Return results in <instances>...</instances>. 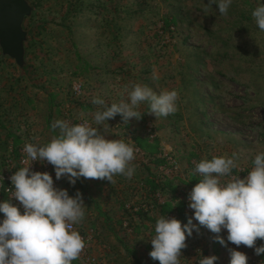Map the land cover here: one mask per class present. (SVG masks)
<instances>
[{
    "label": "rangeland",
    "instance_id": "rangeland-1",
    "mask_svg": "<svg viewBox=\"0 0 264 264\" xmlns=\"http://www.w3.org/2000/svg\"><path fill=\"white\" fill-rule=\"evenodd\" d=\"M28 2L33 13L23 26L30 75L0 54V160L15 135L44 143L57 119L93 123L94 96L109 105L127 100L131 83L157 93L176 90L177 110L167 117L141 105L140 119L124 124L117 115L105 123L107 138L134 145L131 179L63 183L70 195L82 194V229L100 264H159L149 256V238L159 216L183 224L192 215L187 195L201 179L196 163L236 153L234 172L243 177L264 151V32L251 15L257 0H233L224 15L208 0ZM214 235L201 226L186 238L181 264L200 253L228 264V248L236 246L226 248ZM238 250L247 264H264V254L243 245Z\"/></svg>",
    "mask_w": 264,
    "mask_h": 264
},
{
    "label": "clouds",
    "instance_id": "clouds-1",
    "mask_svg": "<svg viewBox=\"0 0 264 264\" xmlns=\"http://www.w3.org/2000/svg\"><path fill=\"white\" fill-rule=\"evenodd\" d=\"M233 0H208L221 15L227 14ZM251 15L258 29L264 32V0H257ZM127 100L110 105L94 96L98 106L93 123H72L57 119L51 124L54 133L44 143L26 142L25 159L10 177L9 200L0 201V264H72L85 247V241L74 225L85 218V203L79 190L70 195L68 190L54 185L48 171H34L32 162H47L54 169L55 179H67L75 185L81 179L107 180L122 175L131 179L136 165L134 145L120 139H109L105 123L117 115L124 124L140 119L141 105L147 113L167 117L177 110L176 90L159 93L147 85L131 83L125 86ZM237 154L202 158L195 165L199 179L187 195L192 215L185 223L175 217L161 215L150 236L149 256L159 264H181V250L186 238L200 227H206L214 240L228 248V264H247L246 253L238 250L243 245L252 248L257 256L264 254V151L252 160V167L241 177L235 173ZM243 172V169L240 170ZM14 198L19 202L13 204ZM174 206V205H173ZM22 209V211H21ZM195 220L197 223H194ZM226 231L225 236L221 235ZM216 255L198 254L192 264H214Z\"/></svg>",
    "mask_w": 264,
    "mask_h": 264
},
{
    "label": "water",
    "instance_id": "water-1",
    "mask_svg": "<svg viewBox=\"0 0 264 264\" xmlns=\"http://www.w3.org/2000/svg\"><path fill=\"white\" fill-rule=\"evenodd\" d=\"M32 13L28 0H0V54L11 59L20 73L29 75L25 52L29 31L23 24Z\"/></svg>",
    "mask_w": 264,
    "mask_h": 264
},
{
    "label": "built area",
    "instance_id": "built-area-1",
    "mask_svg": "<svg viewBox=\"0 0 264 264\" xmlns=\"http://www.w3.org/2000/svg\"><path fill=\"white\" fill-rule=\"evenodd\" d=\"M74 89L78 92L80 90L79 86H74ZM26 142L36 143L37 141L33 139H26L23 140L21 143H18L17 145L10 144L9 146H7V150L5 151V153L2 155V159L0 160V201L10 199L9 195L11 194V183L9 177L19 167L24 166L23 161L25 159V153L23 152V147ZM30 167L34 171H48L53 176L55 186L67 189L63 185L65 178H61L60 180L55 179L54 169L51 164H48L47 162L41 163L34 161L31 163ZM10 202L19 206V202L16 201L14 198H12ZM81 224L82 223L80 222L79 224L74 225V227L76 230L79 231L80 235L83 237L85 241V247L78 259L76 260L79 264H100L97 258L89 252L87 246L89 235L86 231H84V229H82Z\"/></svg>",
    "mask_w": 264,
    "mask_h": 264
},
{
    "label": "trees",
    "instance_id": "trees-1",
    "mask_svg": "<svg viewBox=\"0 0 264 264\" xmlns=\"http://www.w3.org/2000/svg\"><path fill=\"white\" fill-rule=\"evenodd\" d=\"M15 140H14V144H16V143H21L22 141H20L19 140V138L18 137H16V135L13 137ZM65 181V180H64ZM69 194H70V192H69Z\"/></svg>",
    "mask_w": 264,
    "mask_h": 264
},
{
    "label": "crops",
    "instance_id": "crops-1",
    "mask_svg": "<svg viewBox=\"0 0 264 264\" xmlns=\"http://www.w3.org/2000/svg\"><path fill=\"white\" fill-rule=\"evenodd\" d=\"M2 201H3V200H2ZM109 229H110V228L106 227V228L102 229L101 231H103V233L106 234L107 231H108ZM99 235H100V230H99Z\"/></svg>",
    "mask_w": 264,
    "mask_h": 264
}]
</instances>
